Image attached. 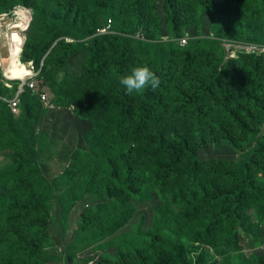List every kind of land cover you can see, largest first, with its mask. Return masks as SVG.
I'll return each instance as SVG.
<instances>
[{
  "label": "trees",
  "instance_id": "16d2710c",
  "mask_svg": "<svg viewBox=\"0 0 264 264\" xmlns=\"http://www.w3.org/2000/svg\"><path fill=\"white\" fill-rule=\"evenodd\" d=\"M155 3L0 0V13L17 5L32 9L21 60L37 69L44 61L42 77L45 73L49 78L48 67L58 72L66 57L86 50L81 74L69 85L70 95L81 99V114L93 115L97 125L87 135L86 147L75 149L56 176L19 152L0 170V264L47 260L50 202L60 199L57 183L67 176L73 184L65 191L66 204L86 194L97 199L79 222L86 243L115 235L109 242L116 253L105 264H207L202 255L194 259L191 254L197 252L194 242L200 241L211 244L223 264H264V253L251 260L238 254L242 227L264 230V138L253 154L237 162L202 158L203 151L221 142L244 150L245 138L264 127V55L242 52L230 57L222 38L264 43V0H162L169 35L159 32ZM237 12L242 20H235ZM203 15L214 21V36L189 37L183 46L179 37L189 25L203 27ZM109 18L123 32L113 26L116 33L95 35ZM141 28L147 31L145 39L135 37L142 31L129 32ZM67 37L76 40L68 42ZM139 66H148L160 86L128 94L120 78ZM50 80L53 85L59 81ZM5 81L0 73V96L12 97L18 81L11 82L13 92ZM29 100L38 101L48 113L30 90L20 97L19 118L0 100V150L28 147L24 128L30 109H36ZM156 189L176 208L164 201L153 228L141 224L117 234L137 204L151 200ZM170 226L185 232L173 234Z\"/></svg>",
  "mask_w": 264,
  "mask_h": 264
},
{
  "label": "rangeland",
  "instance_id": "374dc122",
  "mask_svg": "<svg viewBox=\"0 0 264 264\" xmlns=\"http://www.w3.org/2000/svg\"><path fill=\"white\" fill-rule=\"evenodd\" d=\"M154 5L156 6V10L158 9L156 23L160 25L159 32H164L165 35H169L168 31L171 26L166 18L165 12L162 10L164 9L162 0H158V3H155ZM20 7L25 10L30 9L32 12L30 7L22 5H20ZM54 8L58 13L61 12L59 11V8ZM159 9L161 15L159 14ZM202 18L203 27L200 28L198 25L191 27V25H189L185 28L184 35H181L179 39L183 40L184 38H191L200 35L214 36L213 32H216L214 21L210 16L203 15ZM234 18L236 21L242 20L238 12L234 15ZM32 20L33 12L32 15L29 13L28 16L25 17L20 15H11L5 18V25L9 27V29L11 27V29L9 30L10 34L2 33L0 38V73H2L3 76L4 73H7V67L10 62L11 54L8 50L9 37L13 33H19L18 35L20 37L26 39L27 30L29 31L30 25L33 23ZM109 20H111V24L116 30L123 32L124 27L117 21L115 22L113 18L107 19L104 25H106ZM13 25H15V27ZM3 29L5 30L6 27ZM139 31H142V33L144 32L145 35H147V31L142 28L137 31L129 29L130 33ZM222 38H224L223 47L226 48L229 56V44H264L260 41H251L249 38L245 37H241L242 39L236 38L235 36ZM88 39L89 37L84 38L85 41H88ZM73 40L75 41L76 39L73 37H67L68 42H72ZM25 41L23 42L25 43ZM57 43L58 41H56L54 46ZM152 55L153 54H151L150 57H152ZM142 56L143 55L139 54L140 61H142ZM238 56L239 55H235L233 58ZM86 58V50L78 51L66 57L62 67H59L58 72L51 73L49 72L50 67H48V79L43 72L44 77L41 76L42 83L40 90L46 94L49 101L53 102L60 109L52 111L49 110L48 113H46L42 111L38 101H36L37 99L32 101L29 100L36 106V109H30L31 111L29 114L31 115V118L28 126L24 128L23 137L26 138L28 147H20L14 150H0V170L13 160L12 154L14 152H19L34 165L41 168L44 172L50 174L51 176H56L58 172L62 171V169L69 164L71 155L75 149L86 147V137L90 131L93 129L95 130L97 125L95 124L93 115L85 116L84 114H81V110L84 109L81 99L79 100L70 95L71 88L69 86L70 83H73L75 78L81 74ZM136 58L138 60V57ZM135 62L139 63V61ZM21 63L26 65L29 62L24 63L21 60ZM55 78H58L59 81L53 85L50 79ZM13 83L10 88V92H13L12 88L15 86ZM5 97L7 99L12 98L11 96ZM104 101L105 100L103 99L102 102ZM20 112L15 115L17 118L20 117ZM99 115L101 116V112ZM263 135L264 127L260 128V130L256 131L254 134L247 136L242 142V145L246 148L244 150H238L224 142H221L220 144L214 145L215 148L211 147L210 150L203 151L204 157L202 156V158L206 159L205 157H207L213 158L214 160L224 159L226 162H237L242 158H248L257 150L259 142H261L264 138ZM72 184L73 182H71L70 176L60 179L57 183V187L59 189L58 194L61 201L57 198L50 202V240L45 245L47 260L43 264H105L108 257L113 256L116 253V247L111 246V242H109L110 238L115 235L110 236L107 239H101L99 242L90 244L86 243L87 239L84 238L82 230H79V222L82 218V213L86 209L93 208L94 204L97 203V199L91 194H86L83 198L78 199L74 203H70L71 205L66 204L68 195L65 194V191L68 190ZM169 193L173 194V191H170ZM168 198H172V195ZM164 201H167L171 208H176L175 204L170 203V200L156 189L153 192V198L151 200H144L143 202L137 204V210L134 216L117 232V234L132 230L134 226L141 224H143L145 229L153 228L157 216V207L159 205L161 206ZM170 212L171 209L168 207V215ZM250 213L254 214L255 209L251 208ZM262 227H264V224ZM170 230L173 234L185 232L184 229L177 226H170ZM253 230L254 229L242 227L240 231L241 239L238 243V254H241L242 257H246L248 260L254 259V254L256 253H264V230L260 233H256ZM76 235H78L81 240L77 239L78 244H72L73 238L76 237ZM194 249L197 250V252H191L194 259H197L198 255H202L207 264L212 262H214L213 264H223V256L219 254L211 244L201 241L194 242L192 250ZM50 255L51 259L48 258Z\"/></svg>",
  "mask_w": 264,
  "mask_h": 264
},
{
  "label": "built area",
  "instance_id": "2783aa9c",
  "mask_svg": "<svg viewBox=\"0 0 264 264\" xmlns=\"http://www.w3.org/2000/svg\"><path fill=\"white\" fill-rule=\"evenodd\" d=\"M29 10V11H28ZM22 9L20 6L15 7L12 11L4 12L0 14V38L2 33H9L10 29L5 25V18L7 16L11 15H20V16H28V14H31V10L28 9ZM5 25V26H4ZM6 27L4 30L3 28ZM112 24L111 20L109 22L98 28L96 30L97 35H105L112 33ZM10 34V33H9ZM137 38L145 39V36L143 33L136 34ZM189 38H184L181 40V44L183 46H186L188 44ZM228 42V41H227ZM229 52L231 57H235V55H238L239 53H248V54H254V55H264V44H258V43H241V44H229ZM1 65V61H0ZM23 67L27 68V73L23 78L20 79H12L7 73H4V77L7 81H5V85L8 88H11L12 81H18V86L15 94L12 96V98L7 99L5 96H0V100L5 101L9 104L10 110L13 114L17 115L20 112V97L21 95L26 91L30 90L33 95H37L40 99V102L42 103L43 107L47 110H59L60 108L57 107L53 102L49 101L46 94L41 92L40 86L42 83L41 78V70L43 69V62L41 63L39 69H37L32 62H29L26 65H23ZM3 69V68H2Z\"/></svg>",
  "mask_w": 264,
  "mask_h": 264
},
{
  "label": "clouds",
  "instance_id": "9594fccd",
  "mask_svg": "<svg viewBox=\"0 0 264 264\" xmlns=\"http://www.w3.org/2000/svg\"><path fill=\"white\" fill-rule=\"evenodd\" d=\"M17 6H20V5H17ZM15 7H13V9ZM31 15H32V12H31ZM112 30H113L112 33L117 32L113 28V25H112ZM112 33H109V34H112ZM95 35H97L96 32H95ZM120 83L126 88L128 94H132L133 92L139 93L149 86L151 87V89L155 90L160 86L161 80L148 66H139V67L133 68L129 75L121 77Z\"/></svg>",
  "mask_w": 264,
  "mask_h": 264
},
{
  "label": "bare ground",
  "instance_id": "6f19581e",
  "mask_svg": "<svg viewBox=\"0 0 264 264\" xmlns=\"http://www.w3.org/2000/svg\"><path fill=\"white\" fill-rule=\"evenodd\" d=\"M13 26L15 27V25ZM18 34L19 33H15V34L13 33L8 39L9 41L8 50L11 56L9 62L10 67L7 68V74L12 79L23 78L28 71L27 68L23 67V64L21 63L20 60L22 54V47L24 43L23 41H25V38L20 37Z\"/></svg>",
  "mask_w": 264,
  "mask_h": 264
}]
</instances>
